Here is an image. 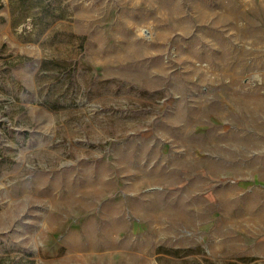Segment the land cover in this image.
<instances>
[{"label":"rangeland","instance_id":"rangeland-1","mask_svg":"<svg viewBox=\"0 0 264 264\" xmlns=\"http://www.w3.org/2000/svg\"><path fill=\"white\" fill-rule=\"evenodd\" d=\"M0 264H264V0H0Z\"/></svg>","mask_w":264,"mask_h":264}]
</instances>
